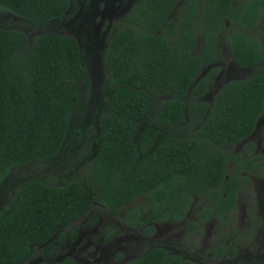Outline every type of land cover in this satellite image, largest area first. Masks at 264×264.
Returning a JSON list of instances; mask_svg holds the SVG:
<instances>
[{
	"label": "trees",
	"instance_id": "1",
	"mask_svg": "<svg viewBox=\"0 0 264 264\" xmlns=\"http://www.w3.org/2000/svg\"><path fill=\"white\" fill-rule=\"evenodd\" d=\"M71 3L0 0V9L46 25L62 18ZM262 3L136 0L104 55L110 89L89 171L60 185L28 179L14 190L0 210V264H23L41 246L46 260L39 264H74L69 256L53 259L77 237L76 222L92 199L116 217L145 197L151 215L142 219L138 209L127 218L144 226L154 216L183 218L198 195L207 204L198 220L216 214L225 222L253 171L264 166V147L257 156L233 151L254 132L264 112V66L228 82L213 101L206 95L217 69L197 77L215 59L214 44L222 31L239 63H264L263 45L248 32L262 20ZM199 34H205V46L196 52ZM88 79L75 37L48 31L31 42L25 31L0 26V190L14 169L62 152L81 102V84ZM188 224L196 229L199 222ZM132 264L183 263L156 248Z\"/></svg>",
	"mask_w": 264,
	"mask_h": 264
},
{
	"label": "rangeland",
	"instance_id": "2",
	"mask_svg": "<svg viewBox=\"0 0 264 264\" xmlns=\"http://www.w3.org/2000/svg\"><path fill=\"white\" fill-rule=\"evenodd\" d=\"M135 1L72 0L71 7L62 18L52 20L46 25L35 24L0 9V26L25 31L31 42L36 35L48 31L75 37L84 53L89 78L81 84V102L72 116L62 152L54 159L29 162L14 169L4 182L5 188L0 190V210L14 190L28 179H41L60 185L89 171L101 108L110 89L104 55L116 25L123 24ZM262 2L264 8V0ZM234 26V23L230 24L231 28ZM253 30L262 36L264 42V17L261 24ZM202 44L203 37L200 36L199 45ZM234 57L227 38L222 36L215 62L205 65L198 76H203L212 66L221 67L206 99L213 101L223 84L250 77L264 66L262 63L258 67H243ZM75 133L77 137L74 136ZM249 143H253L252 148ZM263 144L264 112L252 135L235 145L233 151L243 152L245 157L249 155L248 151H253L257 156L262 151ZM228 170H235V165L230 161ZM251 177V184L242 190L237 206L229 212L227 221L211 218L194 233L187 230V226L188 221L195 218L204 205V200L199 196L194 197L186 216L180 220L164 221L154 216L149 222L155 227L153 232H146L143 226H133L127 220L128 215L132 212L134 215V211L138 209L142 219L151 215L150 204L145 197L139 196L135 203L123 208L116 217L110 215L100 200L92 199L82 218L76 222L77 239L67 242L53 260L72 256L76 264H131L151 247L161 245L169 252L181 254L184 259L199 264L264 263V166L255 169ZM109 225L119 230L115 238L108 237ZM217 245L226 247L224 253L215 254L214 247ZM42 247L23 264H39L46 260Z\"/></svg>",
	"mask_w": 264,
	"mask_h": 264
},
{
	"label": "flooded vegetation",
	"instance_id": "3",
	"mask_svg": "<svg viewBox=\"0 0 264 264\" xmlns=\"http://www.w3.org/2000/svg\"><path fill=\"white\" fill-rule=\"evenodd\" d=\"M235 2L236 3H238V0L236 1L235 0ZM262 7H263V3H262ZM132 8V7H131ZM130 8V9H131ZM263 17H264V8H263V15H262V20H263ZM262 20H261V22H262ZM261 22L260 23H258L257 25H255V26H253V27H251V28H248V32H249V34H251L252 36H255L258 40H260V42H261V44L263 45V48H264V42L262 41V36L260 35V34H258L256 31H254L253 29H255V27H257V26H259L260 24H261ZM228 25H229V23H228ZM117 26V25H116ZM117 29V28H116ZM232 30L233 29H235L234 27H232L231 28ZM116 31V30H115ZM113 35V34H112ZM200 36H202L203 37V44H202V46H200L199 45V37ZM222 36H225L226 38H227V41H228V43H229V40H228V37H227V34L224 32V31H222V32H220V34L218 35V38H217V41L215 42V44H214V53L216 54V57H217V47H218V43H219V41H220V39H221V37ZM112 37V36H111ZM110 37V38H111ZM77 40V39H76ZM109 41H110V39H109ZM109 43V42H108ZM80 45V44H79ZM205 46V34H199V35H197V39H196V52H201L202 51V49H203V47ZM81 47V46H80ZM107 47H108V45H107ZM229 47H230V43H229ZM216 57H215V59H216ZM235 58V57H234ZM215 59L213 60V61H211V62H209V63H207L206 64V66L207 65H209V64H212V63H214L215 62ZM236 59V58H235ZM236 62L239 64V65H241V66H243V67H253V66H245V65H243V64H241V63H239L238 61H237V59H236ZM205 66V65H204ZM204 68V67H203ZM202 68V69H203ZM211 68H216L217 69V71H216V74L215 75H213L212 76V78H213V80H212V83H211V85H210V87H212L213 86V83H214V81H215V79H216V76L217 75H219L218 73L220 72L219 71V69L221 70V67L220 66H212ZM211 68L209 69V70H211ZM208 70V71H209ZM207 71V72H208ZM197 79H198V77H197ZM238 79H242V78H238ZM237 79V80H238ZM227 84V82L225 83V84H223L222 85V87H224L225 85ZM210 91H211V89H210ZM260 119V118H259ZM258 122H259V120H258ZM258 124V123H257ZM256 127H257V125H256ZM256 129V128H255ZM252 135V134H251ZM250 135V136H251ZM263 147H264V144H263ZM262 151H263V149H262ZM261 151V152H262ZM260 152V153H261ZM252 175V174H251ZM251 184V183H250ZM249 184V185H250ZM242 192V191H241ZM241 194V193H240ZM195 196H198V195H195ZM194 196V197H195ZM194 197H193V200H194ZM200 197V196H199ZM239 197H240V195H239ZM193 200L191 201V203L189 204V207H188V210H187V212L189 211V208H190V206H191V204H192V202H193ZM204 200V199H203ZM238 200H239V198H238ZM133 203H135V202H133ZM238 203V202H237ZM129 205H131V204H129ZM128 205V206H129ZM205 205H207L206 204V202L204 201V205L199 209V211L200 210H202L203 209V207L205 206ZM236 206H237V204H236ZM235 206V207H236ZM234 207V208H235ZM233 208V209H234ZM232 209V210H233ZM87 210V209H86ZM122 210V209H121ZM231 210V211H232ZM199 211L196 213V216H195V218H193V219H190V220H195V221H198L199 222V224H198V227L196 228V229H192V225H191V228H190V225L188 224V226H187V230H189L190 232H192V233H194L195 231H197V230H200V228H201V225H203V224H205L208 220H210L211 218H215V217H217L216 216V214H213L208 220H206L205 222H201V221H199L198 220V218H197V216H198V214H199ZM187 212H186V214H187ZM186 214H185V216H186ZM229 214V213H228ZM111 215V214H110ZM184 216V217H185ZM114 217V216H113ZM183 217V218H184ZM218 219H220L219 217H217ZM159 219V218H158ZM182 219V218H181ZM161 220V219H160ZM168 220H170V219H168ZM174 220H176V219H174ZM180 220V219H179ZM228 220V216H227V219H226V221ZM164 221H167V220H164ZM189 222V221H188ZM130 223V222H129ZM131 224V223H130ZM134 226V225H133ZM149 226H153V225H151L150 223H147V224H145L143 227H144V229L146 230V232H153L154 230H155V227L153 226V228H154V230H152ZM149 227V228H148ZM146 228H148V229H146ZM107 231H108V234L110 233V230H112L113 231V233L112 234H114V236L113 237H111V238H115L118 234H119V230H117L116 228H112V226L111 225H109V227H107ZM77 236H78V233H77ZM107 237V236H106ZM77 239V237L75 238V240ZM75 240H67L66 242H65V244L67 243V242H73V241H75ZM64 244V245H65ZM63 245V246H64ZM156 248H163L168 254H175V255H177V256H179L180 258H181V261H182V263L184 264V263H186V262H190V264H199V263H196V262H194V261H191V260H187V259H184L183 257H182V255L181 254H177V253H171V252H169L167 249H166V247H164V246H161V245H157V246H154V247H151L147 252H145L144 254H142V255H140V256H143V255H145L146 253H148L149 251H152V250H154V249H156ZM215 248V254H222V253H224V251L226 250V247L224 246V245H217V246H215L214 247ZM139 256V257H140ZM66 257V256H65ZM69 257H72V256H69ZM73 258V257H72ZM138 257H136L135 259H137ZM63 259V258H62ZM74 259V258H73ZM135 259L132 261V263L135 261ZM74 261H75V263L74 264H76V260L74 259ZM131 263V264H132ZM255 263H261V264H264V263H262V262H254V263H252V264H255Z\"/></svg>",
	"mask_w": 264,
	"mask_h": 264
}]
</instances>
